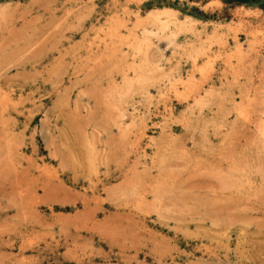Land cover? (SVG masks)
<instances>
[{"label":"rangeland","instance_id":"374dc122","mask_svg":"<svg viewBox=\"0 0 264 264\" xmlns=\"http://www.w3.org/2000/svg\"><path fill=\"white\" fill-rule=\"evenodd\" d=\"M0 264H264V11L0 0Z\"/></svg>","mask_w":264,"mask_h":264},{"label":"trees","instance_id":"16d2710c","mask_svg":"<svg viewBox=\"0 0 264 264\" xmlns=\"http://www.w3.org/2000/svg\"><path fill=\"white\" fill-rule=\"evenodd\" d=\"M224 4L225 5H243L247 7H258L259 9L264 11V0H224Z\"/></svg>","mask_w":264,"mask_h":264}]
</instances>
